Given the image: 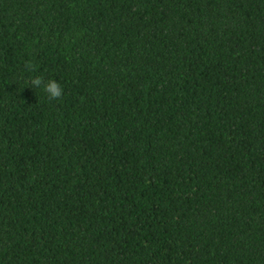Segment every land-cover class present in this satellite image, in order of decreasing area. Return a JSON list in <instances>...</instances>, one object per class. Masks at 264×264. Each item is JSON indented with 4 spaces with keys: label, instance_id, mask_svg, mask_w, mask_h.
I'll return each instance as SVG.
<instances>
[{
    "label": "trees",
    "instance_id": "obj_1",
    "mask_svg": "<svg viewBox=\"0 0 264 264\" xmlns=\"http://www.w3.org/2000/svg\"><path fill=\"white\" fill-rule=\"evenodd\" d=\"M0 264H264V0H0Z\"/></svg>",
    "mask_w": 264,
    "mask_h": 264
},
{
    "label": "clouds",
    "instance_id": "obj_2",
    "mask_svg": "<svg viewBox=\"0 0 264 264\" xmlns=\"http://www.w3.org/2000/svg\"><path fill=\"white\" fill-rule=\"evenodd\" d=\"M32 85L43 88V91L51 99H59L62 96V87L54 79H48L46 82L42 81V78L36 76L31 81Z\"/></svg>",
    "mask_w": 264,
    "mask_h": 264
}]
</instances>
